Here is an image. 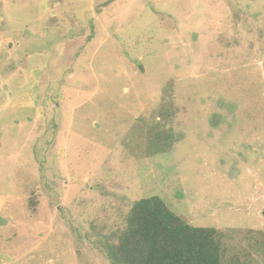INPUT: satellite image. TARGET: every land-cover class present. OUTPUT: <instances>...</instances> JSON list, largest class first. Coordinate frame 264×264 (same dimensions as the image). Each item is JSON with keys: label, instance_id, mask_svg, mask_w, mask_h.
I'll return each instance as SVG.
<instances>
[{"label": "rangeland", "instance_id": "374dc122", "mask_svg": "<svg viewBox=\"0 0 264 264\" xmlns=\"http://www.w3.org/2000/svg\"><path fill=\"white\" fill-rule=\"evenodd\" d=\"M106 1L0 0V264H109L153 195L264 264V0Z\"/></svg>", "mask_w": 264, "mask_h": 264}, {"label": "trees", "instance_id": "16d2710c", "mask_svg": "<svg viewBox=\"0 0 264 264\" xmlns=\"http://www.w3.org/2000/svg\"><path fill=\"white\" fill-rule=\"evenodd\" d=\"M110 1L114 0L105 3ZM167 115L158 112L162 122ZM157 128L155 140L160 143V149L170 147L167 130L161 125ZM98 230L94 226L93 246L109 264H245L236 256L226 255L224 232L214 227L189 225L156 195L132 202L121 227L107 234ZM252 236L250 240L255 243L252 249L260 245L264 248V232L256 233L257 240Z\"/></svg>", "mask_w": 264, "mask_h": 264}]
</instances>
